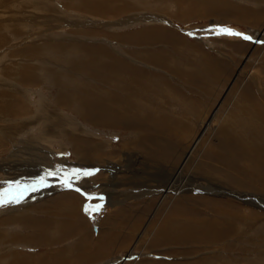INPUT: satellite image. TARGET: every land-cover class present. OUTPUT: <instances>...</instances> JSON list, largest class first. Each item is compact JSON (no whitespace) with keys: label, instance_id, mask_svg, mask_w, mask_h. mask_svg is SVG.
<instances>
[{"label":"rangeland","instance_id":"374dc122","mask_svg":"<svg viewBox=\"0 0 264 264\" xmlns=\"http://www.w3.org/2000/svg\"><path fill=\"white\" fill-rule=\"evenodd\" d=\"M3 1L0 22L14 11L57 21L27 14L0 28V73L16 77L0 81L29 107L14 119L42 121L6 135L0 120V194L23 196L0 209V264H264V44L208 31L264 41V0H106L118 6L99 14L87 0ZM57 169L99 171L73 181L78 192L46 175ZM180 182L195 186L164 196ZM109 228L120 236L110 246Z\"/></svg>","mask_w":264,"mask_h":264},{"label":"bare ground","instance_id":"6f19581e","mask_svg":"<svg viewBox=\"0 0 264 264\" xmlns=\"http://www.w3.org/2000/svg\"><path fill=\"white\" fill-rule=\"evenodd\" d=\"M88 1V3H86V4H89V5H93V9L96 11V12H98V14L100 13V12H109V11H111V13H112V10H114L115 8H113L112 6H118L117 4H115L114 2H110V1H106V0H87ZM93 2H97L98 4H95V3H93ZM105 2V3H104ZM189 2V1H188ZM8 3H11L9 0H5V1H3V3H2V6H5L6 4H8ZM9 6V5H8ZM11 6V5H10ZM105 6H111L113 9H108V8H106ZM190 6V5H189ZM46 7V6H45ZM92 7V6H91ZM105 7V8H104ZM188 8V7H187ZM192 10V9H191ZM194 10V9H193ZM215 10V9H214ZM47 11V10H46ZM49 11V10H48ZM100 11V12H99ZM183 11V10H182ZM181 11V12H182ZM187 11V10H186ZM209 11V10H208ZM24 13L23 14H18V12L17 11H14V13H9V12H7L6 14L7 15H5V17H6V21H4L3 19H2V22H0V28H2V27H15L16 25H17V22L16 21H19V20H21V18L23 19V17H22V15L24 16V15H27L28 13H30L31 11H23ZM117 12V11H116ZM184 12H185V10H184ZM190 12V11H189ZM192 12V11H191ZM35 13V12H34ZM194 13V12H193ZM37 14H38V12H37ZM37 14H34V15H29L28 14V16H29V18L27 19V18H25V20L26 21H29V22H32V23H39L40 24V26L41 27H44L45 28V26L44 25H46V23H48V24H53V22H54V20H56L57 21V19H55V18H51V17H47V18H45V19H43L44 17H42V16H40V15H37ZM190 15H191V13H189ZM182 15H183V12H182ZM46 16V15H45ZM177 16H179V15H177ZM110 17V16H109ZM112 17V16H111ZM116 17V16H115ZM178 18H180V17H178ZM181 18H183V16L181 17ZM1 19V18H0ZM5 19V18H4ZM130 19V18H129ZM4 22H6V23H4ZM3 24H4V26H3ZM38 24V25H39ZM36 25V24H35ZM49 26V25H48ZM16 28V27H15ZM11 29V28H10ZM9 30V29H8ZM15 30V29H14ZM255 32V31H254ZM254 35H260V37H261V35H262V37H261V39L262 38H264V36H263V34L260 32H257V33H255ZM126 37V36H125ZM255 38L257 37V36H254ZM260 37H259V39H260ZM46 40V39H45ZM2 41V43H5L6 42V37H1V39H0V42ZM1 43V44H2ZM5 45V44H4ZM3 45V46H4ZM6 52H7V54L8 53H14V52H12V51H2V53L5 55L6 54ZM6 54V56H8ZM6 58V57H5ZM4 58V59H5ZM120 58V57H119ZM17 61V60H16ZM105 61V60H104ZM1 63H4V62H1ZM116 63V62H115ZM20 64V63H19ZM104 64V63H103ZM2 65V64H1ZM17 65H18V63H17ZM25 65V64H24ZM11 66V65H10ZM16 66V65H15ZM20 66V65H19ZM37 66V65H36ZM24 67V66H23ZM0 69H1V67H0ZM8 69V68H7ZM10 69V68H9ZM24 69V68H23ZM32 69V68H31ZM114 70V69H113ZM24 71V70H23ZM11 72V71H10ZM3 73V74H2ZM36 73V72H35ZM3 75L5 76V77H7L11 82L13 81V80H15L16 79V77L15 76H13V74H11V73H9L8 72V70L7 71H3L2 70V72L0 73V76L2 77V79L4 80V77H3ZM20 76H22L21 78H23L26 82L27 81H30L29 79L30 78H32L31 77V72L30 71H25V72H23L22 74H20ZM19 77V76H18ZM35 77V76H34ZM34 77L32 78L33 79V81H36L35 79H34ZM137 77V76H136ZM41 78V77H40ZM142 78V77H141ZM38 79H39V77H38ZM140 79V78H139ZM137 80V79H136ZM16 81V80H15ZM68 82V81H67ZM5 83V81H0V120H2V121H6V122H9V123H7V125L6 126H4V128L2 129V131L6 134V135H8V134H13V135H15L16 134V132L18 133V132H21V134L23 133V132H25V130H26V128L28 129V128H31V127H34V126H36V125H38V124H40V122H42V121H36L37 119H34L33 118V120H32V124H29V123H31V122H26V121H24L23 122V120H22V123H19V121H18V119H14V114H19V113H23V112H28L29 111V107H27L28 106V103H24V104H27V106L26 105H24L23 103H22V105H20V103L21 102H19L18 100H17V92L18 91H21V89L20 88H18V87H10L9 85H10V83H9V85H7V84H4ZM13 83V82H12ZM131 87V86H130ZM153 89V88H152ZM20 94V93H19ZM18 94V95H19ZM19 99V98H18ZM23 102H26V101H23ZM75 103V102H74ZM255 104V103H254ZM255 106H257V104L255 105ZM54 107V106H53ZM254 107V106H253ZM259 107V106H258ZM258 107L256 108V109H258ZM254 109V108H253ZM260 109V108H259ZM246 110V109H245ZM58 111V110H57ZM214 113H213V118H210L209 119V121L210 122H212L214 119H215V116L217 115V112H218V110H215V111H213ZM33 113V112H32ZM247 113V112H246ZM260 113H262L261 111H260ZM259 112H255L254 110H252L251 112H250V115H251V120L253 121V122H258L259 121V119H261V118H263V115L262 114H260ZM27 114H29V112L27 113ZM59 114V113H58ZM244 114V113H243ZM249 114V113H248ZM247 114V115H248ZM25 115V114H24ZM56 116H57V114H56ZM59 116V115H58ZM17 117V116H16ZM49 117H50V114H49ZM249 117V116H248ZM26 118V117H25ZM43 118H44V116H43ZM46 118V117H45ZM54 118V117H53ZM59 118V117H58ZM60 118H61V116H60ZM21 119V118H20ZM51 119H52V117H51ZM50 119V120H51ZM264 119V118H263ZM30 120V119H29ZM41 120V119H40ZM58 120H60V119H58ZM31 121V120H30ZM45 121H49L48 120V118H47V120H45ZM53 122H54V119L52 120ZM57 122V121H56ZM55 122V123H56ZM210 122L209 123H206V126H205V128L207 129V127L210 125ZM58 124V123H57ZM25 125H26V127H25ZM4 134V135H5ZM19 134V133H18ZM48 134V133H47ZM50 134V133H49ZM51 135H53L52 133H51ZM176 136V135H175ZM17 137V136H16ZM177 137V136H176ZM202 137V136H201ZM177 139V138H176ZM197 141V140H196ZM225 142H226V140H225ZM230 143H231V141H230ZM168 145H170L171 146V144H169L168 143ZM173 145V144H172ZM1 146V145H0ZM161 146H162V144H161ZM174 146V145H173ZM172 146V147H173ZM159 147V146H158ZM21 149V148H20ZM19 149V150H20ZM173 149V148H172ZM174 149H176L175 147H174ZM165 151V150H164ZM215 151L216 150H214L213 148H210L209 149V153L212 155V156H214V154H215ZM219 151V150H218ZM27 152V151H26ZM154 152H155V154L154 155H158L159 153H162V149H157V151L156 150H154ZM25 152H23V154H24ZM23 154H21V155H23ZM191 154V153H190ZM26 155V154H25ZM23 157H24V155H23ZM223 156H220V158H222ZM229 158V157H228ZM187 159H188V156H187ZM122 170V169H121ZM180 173H181V169H179L178 170V172H176V176L177 175H180ZM113 179H115V178H117V176L116 175H114L113 174V177H112ZM175 178V177H174ZM180 179V178H179ZM186 179V178H185ZM112 182V185H114L115 186V184H117V182H115V180H112L111 181ZM182 182H180L179 184H175V183H170L167 187H164V189H162L161 191L163 192V194H164V196H167L170 192H172V191H178V192H182L183 190L185 191V189H187L188 187L187 186H195L192 182H189V184H181ZM187 185V186H186ZM197 186V185H196ZM143 188H144V190H146L147 188H148V186H143ZM191 188V187H190ZM192 189H194V190H196V187H192L191 188V190ZM116 192H121V191H116ZM119 195H121V194H119ZM119 195H117V196H119ZM123 195H124V193H123ZM27 202V204H26V206H32V199H29V200H26L25 201V203ZM55 204V203H54ZM63 206V205H62ZM67 206V205H66ZM74 207V206H73ZM75 208V207H74ZM177 208V207H176ZM221 208V207H220ZM30 209V208H29ZM58 209H60V208H58ZM61 209H63V211H64V209H66L65 208V206H64V208L63 207H61ZM69 209H70V206H69ZM222 209V208H221ZM20 210V209H19ZM72 211H74V212H77V210H72ZM218 211H220V210H218ZM217 211V212H218ZM228 211V210H227ZM67 212V211H66ZM70 213V212H69ZM219 214V213H218ZM221 214V213H220ZM228 214V213H227ZM12 215V214H11ZM195 215V214H194ZM197 215V214H196ZM10 216V215H9ZM13 216V215H12ZM17 216V215H16ZM21 216V215H20ZM220 216V215H219ZM23 217V216H22ZM27 217V216H26ZM199 217V216H198ZM5 218V217H4ZM10 218H12L11 216H10ZM222 218V217H221ZM16 219V218H15ZM208 220H209V218H207ZM207 220V222H205V221H203V222H205L206 224L208 223V225H211V226H208V228H209V231H213V230H218V235L219 234H222L221 232L222 231H220V230H222L223 228L222 227H220V224L218 225H216L214 222H210V221H208ZM216 220V219H215ZM170 221V220H169ZM175 221V219L173 220V222ZM173 222H171V223H173ZM194 222H197V223H200L201 221L200 220H198L196 217L194 218ZM81 223H82V221H80L78 224L80 225V227H81ZM170 223V224H171ZM168 224H169V222H168ZM173 224H175V222L173 223ZM201 224V223H200ZM204 224V223H203ZM223 224H224V222H223ZM34 225H38V226H41V227H43V228H45V227H48V225H49V222H48V220H43V221H38L37 222V224H34ZM222 225V224H221ZM27 226V225H26ZM205 226V225H204ZM223 226V225H222ZM29 227V226H28ZM64 227V229H62V227H60V228H57L58 230L56 231V235H59V236H63V234H66V233H68L70 230V228H72L73 230H75V223L74 224H68V228L66 229V227L65 226H63ZM175 227L176 226H168L167 227V229H169V228H172L173 229V231H170V232H175ZM180 228V227H179ZM187 228V227H186ZM194 228H195V226H194ZM193 228V229H194ZM166 229V230H167ZM45 230V229H44ZM43 230V231H44ZM47 230V229H46ZM80 230V229H79ZM193 231V230H192ZM207 231V230H206ZM170 232H169V234H170ZM44 233V232H43ZM46 233H48L47 231H46ZM116 233H117V231L115 230V228H109V239H110V242H109V246H110V244L111 243H114L115 242V239H117V238H119L120 236H116ZM198 233V232H197ZM166 234V233H165ZM168 234V235H169ZM52 235V234H51ZM210 234H205V236L207 237V238H209L210 236H209ZM217 235V236H218ZM212 236V235H211ZM216 236V237H217ZM47 237H49V236H47ZM214 237V236H213ZM212 237V239L210 240V238H209V240L210 241H214L215 239ZM22 238H24V237H22ZM28 238H30V237H28ZM171 238H172V236H171ZM177 238V237H176ZM27 239V238H26ZM173 239H175V237H173ZM28 240V239H27ZM49 240H51V238L49 237V238H46V239H44L43 241L46 243L47 241H49ZM176 241H177V239H175ZM33 241V240H32ZM175 241V242H176ZM34 242V241H33ZM42 241L40 240V243H41ZM59 242V241H58ZM98 243H100V239L98 238V240H90L89 241V246H91V245H94V246H99V244ZM218 243V242H217ZM215 245V244H214ZM43 257V256H42ZM52 257V256H51ZM95 258V257H94ZM0 259H2V257H0ZM37 259V257H34V258H32L31 260H30V262L29 263H27V262H23L21 259H18V260H16V259H14L16 262L15 263H13V264H35V260ZM125 263V262H124ZM63 264H64V261H63ZM183 264V263H182Z\"/></svg>","mask_w":264,"mask_h":264},{"label":"snow or ice","instance_id":"6c2138e0","mask_svg":"<svg viewBox=\"0 0 264 264\" xmlns=\"http://www.w3.org/2000/svg\"><path fill=\"white\" fill-rule=\"evenodd\" d=\"M210 32V34L212 35H216V36H226V37H235V38H240L244 41H248V42H256V43H261L264 44V41H258V40H254V37L245 33H241L238 31H235L231 28H228L226 26H217V28L215 30H208ZM189 35H193V33H189ZM96 171H99L98 169L96 170H83V169H73L69 172H62L61 170L57 169L55 172L50 171L48 172L46 175L47 176H56V175H60L62 177H67L64 186L67 188H73V190L80 192L81 189L80 188H74L73 187V181L84 178V177H89L95 174ZM17 185H19V181L15 182ZM41 183L44 184V186H47V182L45 180V178H41ZM33 190H35L33 188ZM82 195H85L86 199H91L92 197H90L87 193H81ZM23 199L22 193L20 195L17 196H13L11 198H5L2 194H0V209L8 206V205H12V204H17L20 203L21 200ZM100 199H103L102 197H100ZM102 207V205H98L95 209L96 212H99L100 208ZM85 212L89 215H91V213H89V210L86 208Z\"/></svg>","mask_w":264,"mask_h":264},{"label":"crops","instance_id":"0c3cea01","mask_svg":"<svg viewBox=\"0 0 264 264\" xmlns=\"http://www.w3.org/2000/svg\"><path fill=\"white\" fill-rule=\"evenodd\" d=\"M100 254H104L103 252H101Z\"/></svg>","mask_w":264,"mask_h":264},{"label":"water","instance_id":"95a60500","mask_svg":"<svg viewBox=\"0 0 264 264\" xmlns=\"http://www.w3.org/2000/svg\"><path fill=\"white\" fill-rule=\"evenodd\" d=\"M96 197H100V196H96ZM102 197V196H101Z\"/></svg>","mask_w":264,"mask_h":264},{"label":"built area","instance_id":"2783aa9c","mask_svg":"<svg viewBox=\"0 0 264 264\" xmlns=\"http://www.w3.org/2000/svg\"><path fill=\"white\" fill-rule=\"evenodd\" d=\"M251 32V31H250ZM252 33V32H251Z\"/></svg>","mask_w":264,"mask_h":264}]
</instances>
